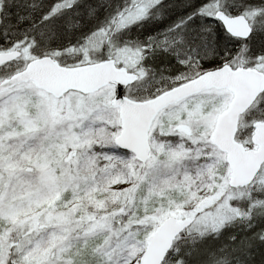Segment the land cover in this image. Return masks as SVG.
<instances>
[{
  "label": "snow or ice",
  "instance_id": "obj_1",
  "mask_svg": "<svg viewBox=\"0 0 264 264\" xmlns=\"http://www.w3.org/2000/svg\"><path fill=\"white\" fill-rule=\"evenodd\" d=\"M0 264H264V0H0Z\"/></svg>",
  "mask_w": 264,
  "mask_h": 264
}]
</instances>
